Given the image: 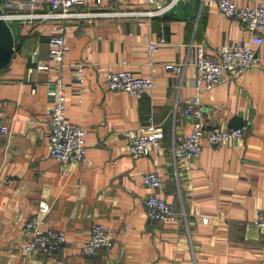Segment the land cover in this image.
<instances>
[{
    "label": "crops",
    "instance_id": "crops-1",
    "mask_svg": "<svg viewBox=\"0 0 264 264\" xmlns=\"http://www.w3.org/2000/svg\"><path fill=\"white\" fill-rule=\"evenodd\" d=\"M10 1L16 13L26 10L22 0ZM168 3L102 0L77 9L97 16L64 21L66 115L87 130L90 167L60 164L50 156L47 122L55 95L47 84L54 73L38 66L51 62L54 22L14 21L20 23L17 32L12 30L16 52L0 72L6 128L0 135V264L33 262L23 251L25 224L41 201L51 207L42 228L64 231L68 242L39 264H264V228L257 224L264 212V45L255 69L201 94L207 131L245 123L250 131L225 147L206 145L198 161L176 160L174 146L191 129L184 109L197 91L195 47L214 55L249 35L237 19L220 12L215 0H180L168 11L148 14ZM161 40L153 59V91L135 98L108 90L110 72L148 76L146 52ZM78 63L85 65L81 104L72 92ZM172 63H187L183 77L165 68ZM150 119L165 136L148 155L133 156L124 134ZM156 171L164 180L160 191L143 184V176ZM153 193L174 206L176 222L148 218L145 199ZM97 223L112 228L114 245L85 256L83 242Z\"/></svg>",
    "mask_w": 264,
    "mask_h": 264
},
{
    "label": "built area",
    "instance_id": "built-area-1",
    "mask_svg": "<svg viewBox=\"0 0 264 264\" xmlns=\"http://www.w3.org/2000/svg\"><path fill=\"white\" fill-rule=\"evenodd\" d=\"M7 21L23 20L29 23L35 21H52L54 26L49 36V54L51 62L48 66L39 65L40 70H49L54 73V78L47 85L54 89L55 102L51 108L47 122V138L50 146V156L60 164L74 163L76 165L92 166L87 156V130L81 125L71 123L66 115L68 104L67 91L69 85L65 81L64 66L66 45V28L64 21L80 19L86 16H97L94 13L77 11L80 7L89 6L92 3L101 4L102 0H22L24 11L20 13H6L5 7L10 8L14 3L3 0ZM180 0H169L166 6L157 5V10L149 12V15L163 13L176 6ZM220 12L229 19H237L244 27L248 39L240 43L227 45L214 55L205 53L202 46L194 49L193 65L197 71L196 94L192 97L184 109L185 117L191 120L190 132L174 146L176 160L194 162L201 159L205 146L225 147L234 141H241L250 131L249 123L239 127L226 129L217 128L207 131L204 125L205 107L201 100V94L214 87L228 83L232 79L255 69L259 63L258 54L264 45V4L262 0H249L250 5L240 6L235 0H215ZM149 4H155V0H147ZM19 4H17L18 6ZM26 7V8H25ZM164 41L151 42L146 52L149 63V75L137 76L129 70L110 72L106 75V86L109 91L126 92L135 98H141L146 92L156 88L154 56ZM36 55V54H35ZM184 64H167L165 68L172 73L183 77ZM75 70L80 76L76 78V84L72 88L78 103H82L83 79L81 74L84 64H75ZM182 79L178 84L180 88ZM71 87V86H70ZM0 107L4 108V101L0 97ZM6 132L0 115V135ZM163 130L152 119L139 130L127 131L124 134L128 151L133 156H145L158 147L164 138ZM143 184L152 191H160L164 186L162 174L158 171L143 176ZM145 208L148 218L159 224L176 222L179 215L173 205L164 198L153 193L145 199ZM51 211L46 201L39 203L38 211L25 224L28 234L23 251L33 260L31 264H39L41 260L55 257L61 248L68 242L64 231L48 229L44 230V217ZM257 224L264 228V212H261ZM112 228L100 223L95 224L88 239L83 242L82 254L93 256L99 250L110 251L114 245Z\"/></svg>",
    "mask_w": 264,
    "mask_h": 264
},
{
    "label": "water",
    "instance_id": "water-1",
    "mask_svg": "<svg viewBox=\"0 0 264 264\" xmlns=\"http://www.w3.org/2000/svg\"><path fill=\"white\" fill-rule=\"evenodd\" d=\"M15 52V37L0 4V72L10 65Z\"/></svg>",
    "mask_w": 264,
    "mask_h": 264
},
{
    "label": "rangeland",
    "instance_id": "rangeland-1",
    "mask_svg": "<svg viewBox=\"0 0 264 264\" xmlns=\"http://www.w3.org/2000/svg\"><path fill=\"white\" fill-rule=\"evenodd\" d=\"M1 3H2L3 5H5L3 0H1ZM4 9H5V11L8 12V13H16V12H17V11H16L15 9H13V8H7V7H5ZM14 21H17V20H11V21H9V25H10L11 29H12L14 32H17L18 25H19L20 23H19V22H14Z\"/></svg>",
    "mask_w": 264,
    "mask_h": 264
}]
</instances>
